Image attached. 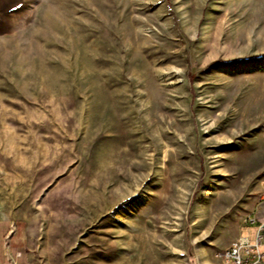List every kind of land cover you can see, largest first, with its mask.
Wrapping results in <instances>:
<instances>
[{
  "label": "rangeland",
  "instance_id": "374dc122",
  "mask_svg": "<svg viewBox=\"0 0 264 264\" xmlns=\"http://www.w3.org/2000/svg\"><path fill=\"white\" fill-rule=\"evenodd\" d=\"M264 179V0H0V220L45 264H221Z\"/></svg>",
  "mask_w": 264,
  "mask_h": 264
},
{
  "label": "crops",
  "instance_id": "0c3cea01",
  "mask_svg": "<svg viewBox=\"0 0 264 264\" xmlns=\"http://www.w3.org/2000/svg\"><path fill=\"white\" fill-rule=\"evenodd\" d=\"M27 234L23 221L0 220V264H45L31 247Z\"/></svg>",
  "mask_w": 264,
  "mask_h": 264
},
{
  "label": "built area",
  "instance_id": "2783aa9c",
  "mask_svg": "<svg viewBox=\"0 0 264 264\" xmlns=\"http://www.w3.org/2000/svg\"><path fill=\"white\" fill-rule=\"evenodd\" d=\"M260 210L253 237L241 236L220 253L226 264H264V188L260 192Z\"/></svg>",
  "mask_w": 264,
  "mask_h": 264
},
{
  "label": "bare ground",
  "instance_id": "6f19581e",
  "mask_svg": "<svg viewBox=\"0 0 264 264\" xmlns=\"http://www.w3.org/2000/svg\"><path fill=\"white\" fill-rule=\"evenodd\" d=\"M264 188V179L262 181V187L261 189ZM221 264H226V259H223V256H221Z\"/></svg>",
  "mask_w": 264,
  "mask_h": 264
}]
</instances>
